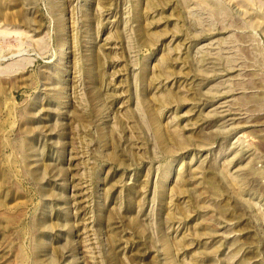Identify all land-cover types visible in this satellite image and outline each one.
<instances>
[{
	"label": "rangeland",
	"instance_id": "rangeland-1",
	"mask_svg": "<svg viewBox=\"0 0 264 264\" xmlns=\"http://www.w3.org/2000/svg\"><path fill=\"white\" fill-rule=\"evenodd\" d=\"M0 264H264V0H0Z\"/></svg>",
	"mask_w": 264,
	"mask_h": 264
}]
</instances>
